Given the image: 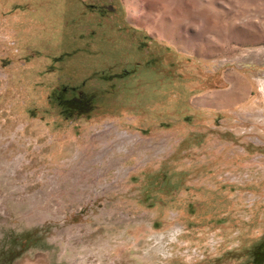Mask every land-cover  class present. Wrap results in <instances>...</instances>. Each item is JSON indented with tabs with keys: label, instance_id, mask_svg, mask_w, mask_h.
<instances>
[{
	"label": "rangeland",
	"instance_id": "obj_1",
	"mask_svg": "<svg viewBox=\"0 0 264 264\" xmlns=\"http://www.w3.org/2000/svg\"><path fill=\"white\" fill-rule=\"evenodd\" d=\"M132 47L156 62L120 76ZM64 87L95 109L67 119ZM262 242L264 0H0V264H264Z\"/></svg>",
	"mask_w": 264,
	"mask_h": 264
},
{
	"label": "trees",
	"instance_id": "obj_2",
	"mask_svg": "<svg viewBox=\"0 0 264 264\" xmlns=\"http://www.w3.org/2000/svg\"><path fill=\"white\" fill-rule=\"evenodd\" d=\"M105 4V3H103ZM103 4H99V5H90V10L92 11L91 13H94L97 11V13H99L103 18H105V13H103ZM110 6L113 7L114 11L113 12H109V14H111L112 17L107 16L108 20H115V19H119L121 18V11L119 9L118 6L112 5L110 4ZM144 44L140 41H137L136 44ZM135 45V43H133ZM147 47V46H146ZM133 48V47H132ZM139 50L142 53V60L140 63H137V65H133L132 70L128 69L127 71L125 70L123 72V74H121L120 76H125L127 75L128 77H134L137 72V74L139 73L140 66L143 67H149V64L152 66L153 64H151L154 60L153 58L149 57V52L148 49L145 48L144 51L141 48H133V50ZM143 51V52H142ZM146 56H148V59H146ZM145 62V63H143ZM156 62V61H154ZM94 89V88H93ZM74 93L69 95V88L64 87L63 89L61 88H56L54 90V92L52 93L53 96H51L50 102L55 106L59 107L61 110V113L67 118H76L78 115H82V114H87V113H91L96 106V102L95 99H97L96 94H94L93 90L91 91H86L83 92L81 91L79 88L78 89H73ZM117 92L121 91V89L116 90ZM111 94V93H110ZM111 97V96H108ZM107 97V98H108ZM264 246V242H262L261 244L257 245V247H255V249H253V255L254 253H256V251H259V249H261Z\"/></svg>",
	"mask_w": 264,
	"mask_h": 264
},
{
	"label": "flooded vegetation",
	"instance_id": "obj_3",
	"mask_svg": "<svg viewBox=\"0 0 264 264\" xmlns=\"http://www.w3.org/2000/svg\"><path fill=\"white\" fill-rule=\"evenodd\" d=\"M103 7H104V9H103L104 12L103 13H105V18H107V16L112 17L111 14H109V12H113L114 11L113 7L110 6V4H103ZM136 42H137V40L134 41V43H136Z\"/></svg>",
	"mask_w": 264,
	"mask_h": 264
}]
</instances>
